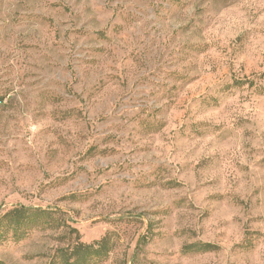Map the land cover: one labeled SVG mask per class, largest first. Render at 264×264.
<instances>
[{
  "label": "rangeland",
  "instance_id": "1",
  "mask_svg": "<svg viewBox=\"0 0 264 264\" xmlns=\"http://www.w3.org/2000/svg\"><path fill=\"white\" fill-rule=\"evenodd\" d=\"M17 207L53 227L0 234L3 264H264V0H0Z\"/></svg>",
  "mask_w": 264,
  "mask_h": 264
},
{
  "label": "trees",
  "instance_id": "2",
  "mask_svg": "<svg viewBox=\"0 0 264 264\" xmlns=\"http://www.w3.org/2000/svg\"><path fill=\"white\" fill-rule=\"evenodd\" d=\"M52 214L45 210L29 209L24 207H17L6 214L0 219V234L11 232L16 240H20L27 234V231L33 227H53L51 223ZM105 240H103V243ZM215 246L209 243H196L186 247V249L208 252L212 251ZM106 255L104 247L94 248L84 244H77L70 254L62 252L60 258L63 264H88V259L93 257H102ZM0 264L3 262L0 261Z\"/></svg>",
  "mask_w": 264,
  "mask_h": 264
}]
</instances>
